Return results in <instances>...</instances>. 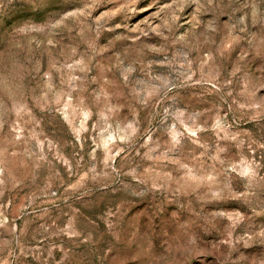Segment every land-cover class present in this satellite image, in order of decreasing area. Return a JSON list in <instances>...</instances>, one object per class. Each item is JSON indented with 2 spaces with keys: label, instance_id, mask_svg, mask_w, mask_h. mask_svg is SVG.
I'll return each instance as SVG.
<instances>
[{
  "label": "rangeland",
  "instance_id": "374dc122",
  "mask_svg": "<svg viewBox=\"0 0 264 264\" xmlns=\"http://www.w3.org/2000/svg\"><path fill=\"white\" fill-rule=\"evenodd\" d=\"M0 264H264V0H0Z\"/></svg>",
  "mask_w": 264,
  "mask_h": 264
}]
</instances>
